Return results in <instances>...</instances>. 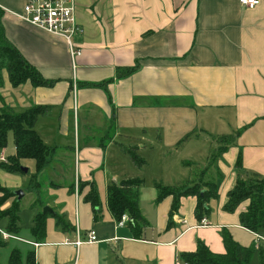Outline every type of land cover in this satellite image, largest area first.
Segmentation results:
<instances>
[{
  "label": "crops",
  "instance_id": "obj_1",
  "mask_svg": "<svg viewBox=\"0 0 264 264\" xmlns=\"http://www.w3.org/2000/svg\"><path fill=\"white\" fill-rule=\"evenodd\" d=\"M25 3L0 0V21L8 40L49 85L14 88L5 74L0 106L20 112L51 107L35 127L56 149L43 174L50 173V186L68 188L75 202L54 203L49 194L43 206L71 228L63 230L50 215L44 239L36 241L20 221L18 238L7 241L10 251H32L35 264H176L177 257L197 250L198 241L225 253L227 228L242 245L255 246L250 264H263L264 241L257 242L255 232L240 223L248 202L234 213L225 205L238 179L264 177V0L254 8L240 0H76L84 32L75 38L82 50L75 60L63 37L17 16ZM222 135L236 140L210 170L218 196L209 202L208 224L196 217L195 196L182 197L171 216L173 197L158 201L155 182L170 187L198 182L195 171L207 166L216 144L212 137ZM124 147L139 148L147 164L137 167ZM10 175L18 188L23 177ZM32 177L38 195L45 193L44 182ZM130 178L144 180L139 203L148 225L140 236L129 221L119 225L107 203L108 186ZM100 179L106 203L97 208L82 203L90 185L80 189V183L97 190ZM43 206L32 211L38 214ZM91 230L98 242L74 244L78 233ZM10 251L3 256L6 264Z\"/></svg>",
  "mask_w": 264,
  "mask_h": 264
},
{
  "label": "trees",
  "instance_id": "obj_2",
  "mask_svg": "<svg viewBox=\"0 0 264 264\" xmlns=\"http://www.w3.org/2000/svg\"><path fill=\"white\" fill-rule=\"evenodd\" d=\"M135 69L130 68L124 74H129ZM5 74L14 88H19L26 83L34 87L49 85L43 76L23 57L18 48L7 38L4 27L0 21V88L4 86ZM51 109L50 106H32L22 112H16L13 108L3 106L0 108V155L8 146L9 134H13L16 152L9 156L8 163L0 161V168L11 174H23L21 167L22 159H34L37 170L44 169L54 156L56 149L47 145L41 138L35 127L40 117L45 116ZM190 135L187 136V138ZM213 140L217 147L211 152L208 164L200 170L197 175L198 182L192 186L188 184L170 187L160 182H155L157 200L162 201L168 196L173 197L170 215L178 211L180 200L185 196L197 198L196 217L202 220L211 212L209 202L218 196V185L214 178L209 176L210 170L215 167L220 155L235 143L234 135L214 136ZM124 152L130 157L133 163L142 168L147 161L139 154L137 147H124ZM190 164V163H187ZM239 167V166H238ZM30 179V184L36 187V183ZM144 184L141 178H130L121 183H112L107 188V203L109 210L116 219H121L123 214H128L129 225L140 236L141 231L148 225L140 209V189ZM90 185V190L85 196L86 202L91 203L94 208L100 204L98 191L93 183L82 182L80 189ZM229 199L225 210L234 213L239 207L248 202L247 207L240 213V223L252 232H264V177L258 174L248 175V178L238 179L236 186L228 195ZM13 199V205L7 203ZM20 200L17 199L15 190L1 185L0 183V223L4 222V229L12 234L20 232ZM40 200L32 207L38 206ZM53 215L57 225L67 231L71 225L60 216L55 210L52 212L40 211L36 214L34 223L30 229L31 236L36 241L44 239L47 230V218ZM3 225V224H2ZM222 237L226 252L216 254L202 242L198 241L195 252L183 253L180 255L183 261L188 264H250L255 253V246H245L236 241L227 228L222 229ZM6 241L0 234V247L5 246ZM7 243V242H6ZM8 264H35L34 253L28 252L25 255L17 248L11 251ZM264 264V260H263Z\"/></svg>",
  "mask_w": 264,
  "mask_h": 264
},
{
  "label": "built area",
  "instance_id": "obj_3",
  "mask_svg": "<svg viewBox=\"0 0 264 264\" xmlns=\"http://www.w3.org/2000/svg\"><path fill=\"white\" fill-rule=\"evenodd\" d=\"M240 3L247 8H254L260 3V0H240ZM17 16L23 21L53 35L63 37L69 46L70 55L73 60L82 54L81 48L77 45L75 38L83 34L84 29L77 19V3L76 0H26L23 12ZM0 161L7 162L6 157L1 154ZM78 180L75 183V194H78ZM128 214H123L119 220V225L123 226L129 221ZM202 225H207V219L203 218ZM0 234L4 241L18 238L17 235L7 232L0 227ZM257 242L264 241V236L255 232ZM98 242L96 231L91 230L86 236L78 233L75 245L83 243ZM176 264H188L180 257H177Z\"/></svg>",
  "mask_w": 264,
  "mask_h": 264
},
{
  "label": "rangeland",
  "instance_id": "obj_4",
  "mask_svg": "<svg viewBox=\"0 0 264 264\" xmlns=\"http://www.w3.org/2000/svg\"><path fill=\"white\" fill-rule=\"evenodd\" d=\"M2 15H3L2 11L0 10V19H1ZM2 107L3 106H0V108H2ZM16 112H20V110L18 109V111H16ZM74 132H75V128H74V125H72L71 126V138L72 139H74V137H75ZM216 144H214V149L216 148L215 147ZM14 147H15V145H14L13 134L10 133L9 137H8V146H7L6 151H5V155H6L5 157L7 159V162H5V163H8L9 156L14 155V151H15ZM151 154L153 155V152L149 153V154L147 153L145 156H150ZM173 158L175 159L176 157L174 156ZM168 160H169L168 164L174 163V161L172 159L169 158ZM22 164H23L22 166H24L28 169L30 168V174L29 173L26 174L23 172H22L23 174H18V175H21L23 177V179L21 180V185L18 186V188L13 186L16 184L17 179L14 178L16 176L10 175V173H8L7 171H5L3 169L1 170L2 172H0V183H1V185H4V186L11 188L12 190H16V191L21 190L25 194L24 197L20 200V202L18 204H19V208H20L21 224L23 227H26L25 230H27V228L31 229V227L34 223V219H35V216L37 213H36V211H32V205L36 201H38V199L40 200V203L38 204V206H40L39 208H41L43 206V204H46V200L51 198L52 196H54V198H52V201L54 203H63V204L64 203H70L69 200H72V199H74V202H75V198H74V194H71L70 191H68L69 190L68 188H64V186H61L60 184H57L58 185L57 187L50 186V184H49V182H50V177H49L50 175L49 174L50 173L49 172L46 173V174H48V176H47V175L43 174V172H44L43 169L38 171L37 167H36V162L34 159L25 160L24 162H22ZM148 172H150V170H148ZM199 172H200V170H199V168H197V170L195 171V177H197ZM1 173H5L8 175L6 176L5 174H1ZM32 176H34L35 178H39V181L44 182V185H45L44 187L46 190L45 193L42 192L43 194L38 195L39 193L37 192V190L30 187V179L32 178L34 180V178ZM245 178L247 179L248 177H245ZM78 184H79V182H78ZM152 189L153 188H150V191ZM97 191H98L101 203H106V196H105L106 186L101 181V179H100V184L97 187ZM146 193H147V189H146ZM49 194L51 195V197L49 196ZM85 196H86V194L83 197H81L82 203L86 202ZM17 199H18V197H17ZM12 202H13V199L10 201V203H7V206H12L13 205ZM46 206H43L42 210ZM0 213H1V210H0ZM2 224L3 223H0V227L5 228ZM5 244H6L5 246L0 247V253H1L0 254L1 255L0 263H2V264H6L5 263V257H3L4 254L5 255L8 254L10 249L12 248L11 247V244H12L11 240L9 241V244L6 242H5ZM250 245H252V243ZM29 252H31V251H29ZM255 260H257V259H255ZM252 264H255V263H252Z\"/></svg>",
  "mask_w": 264,
  "mask_h": 264
},
{
  "label": "water",
  "instance_id": "obj_5",
  "mask_svg": "<svg viewBox=\"0 0 264 264\" xmlns=\"http://www.w3.org/2000/svg\"><path fill=\"white\" fill-rule=\"evenodd\" d=\"M21 170L23 171V172H28V168H26V167H24V166H22L21 167ZM15 193H16V195H17V197H18V199L19 200H21L23 197H24V193H23V191H21V190H17V191H15ZM53 211V209L51 208V207H49V206H46V207H44V209H43V212L44 213H46V212H52Z\"/></svg>",
  "mask_w": 264,
  "mask_h": 264
}]
</instances>
